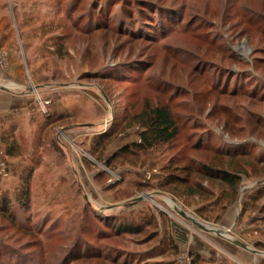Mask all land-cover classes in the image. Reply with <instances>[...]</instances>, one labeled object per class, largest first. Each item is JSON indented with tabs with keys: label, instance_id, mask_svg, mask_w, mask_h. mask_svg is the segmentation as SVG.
Here are the masks:
<instances>
[{
	"label": "rangeland",
	"instance_id": "374dc122",
	"mask_svg": "<svg viewBox=\"0 0 264 264\" xmlns=\"http://www.w3.org/2000/svg\"><path fill=\"white\" fill-rule=\"evenodd\" d=\"M2 10L0 264H216L197 251L234 259L238 242L264 257V0H0ZM147 104L171 106L178 136L112 158L140 141ZM192 159L241 172L232 202L198 174L163 186ZM215 200L229 206L210 221L198 208ZM126 216L144 230L103 223Z\"/></svg>",
	"mask_w": 264,
	"mask_h": 264
},
{
	"label": "trees",
	"instance_id": "16d2710c",
	"mask_svg": "<svg viewBox=\"0 0 264 264\" xmlns=\"http://www.w3.org/2000/svg\"><path fill=\"white\" fill-rule=\"evenodd\" d=\"M100 1L101 0H99V2ZM97 21L100 23L101 19H97ZM158 24L159 23L157 22V25ZM135 117V120L139 121L140 126L143 127V130L140 134V141L125 145L120 150L115 152L112 158L118 155H126L128 153L147 152L149 150H153L163 144L170 143L178 136L180 132L179 116L176 115L171 106L168 104H159L156 106L147 104L143 111ZM226 153L231 156L235 154V152L231 150H227ZM192 174H198L203 178L217 181L228 186L231 189L229 190L230 202H232L237 195L239 184L242 179V174L239 171H232L226 168L214 167L205 164L197 165L196 161L192 159L189 164L176 166L173 171H170L166 176L163 186L170 187L175 184L188 185L190 182V176ZM210 191L211 190H200L198 195L200 196V194L203 193L204 195L207 193L214 195V192ZM196 192L197 190H193V193ZM222 197L223 196L221 195L218 197V199H221ZM29 198L30 192L27 187L22 191L21 194H19L18 197L21 208H26L29 205ZM12 205V202L3 203L4 209L7 210L11 214V217L15 220V214L9 209L12 207ZM228 206L229 202L227 201L226 203L218 205V202L215 200L213 202H209L208 204L201 205L198 208V212L207 220L217 221L223 217ZM103 223L107 228L111 229L113 235H119L123 233H141L144 230V218L142 217H138L137 220L133 217L130 218L127 216L124 218L118 217L116 219H112V221L103 220ZM174 249L175 253L177 254L179 247L175 245ZM88 254L96 255L94 253H87V255ZM196 263L197 260H193V264Z\"/></svg>",
	"mask_w": 264,
	"mask_h": 264
},
{
	"label": "crops",
	"instance_id": "0c3cea01",
	"mask_svg": "<svg viewBox=\"0 0 264 264\" xmlns=\"http://www.w3.org/2000/svg\"><path fill=\"white\" fill-rule=\"evenodd\" d=\"M3 17L4 16H3V10H2L0 11V22H2ZM0 27H1L0 31H2L3 30L2 24L0 25ZM1 51H0V54H1ZM243 248L246 249V251L241 250L240 253H236L234 259L229 257L227 254H225V252H221V251L213 252L212 250L213 248L206 249V251H197V254L200 256L201 260H203V263H205V261H213V262L217 261L216 264H218L219 261H221L224 264H228V263L234 264L235 262L240 263V264H264V257L260 251L256 249H251L249 247H248L249 249L245 247Z\"/></svg>",
	"mask_w": 264,
	"mask_h": 264
},
{
	"label": "water",
	"instance_id": "95a60500",
	"mask_svg": "<svg viewBox=\"0 0 264 264\" xmlns=\"http://www.w3.org/2000/svg\"><path fill=\"white\" fill-rule=\"evenodd\" d=\"M2 89H6L7 90L6 87H2ZM140 199H142V198L140 197ZM203 224L207 225V227H208L207 229L210 230V231H215V232L223 231V232H226L225 230L219 229V228L215 227V225H211L210 223L203 222ZM238 244H240L241 246H243L245 248H248L246 245H244V244H242L240 242H238Z\"/></svg>",
	"mask_w": 264,
	"mask_h": 264
},
{
	"label": "bare ground",
	"instance_id": "6f19581e",
	"mask_svg": "<svg viewBox=\"0 0 264 264\" xmlns=\"http://www.w3.org/2000/svg\"><path fill=\"white\" fill-rule=\"evenodd\" d=\"M185 215H186V217L189 219V220H191V222H193L194 223V221L189 217V215L187 214V213H185ZM195 224V223H194ZM199 227H201V228H203V229H205V230H208L207 228V226H205V225H203V224H199L198 225ZM215 227H217V226H215ZM209 231V230H208Z\"/></svg>",
	"mask_w": 264,
	"mask_h": 264
},
{
	"label": "built area",
	"instance_id": "2783aa9c",
	"mask_svg": "<svg viewBox=\"0 0 264 264\" xmlns=\"http://www.w3.org/2000/svg\"><path fill=\"white\" fill-rule=\"evenodd\" d=\"M0 170H1V173L6 174V172H5V164H4V162H0Z\"/></svg>",
	"mask_w": 264,
	"mask_h": 264
}]
</instances>
